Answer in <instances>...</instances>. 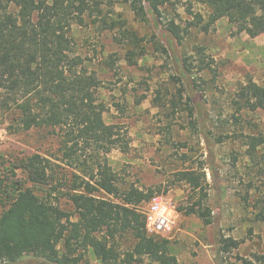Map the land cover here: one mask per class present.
Here are the masks:
<instances>
[{
    "label": "rangeland",
    "instance_id": "obj_1",
    "mask_svg": "<svg viewBox=\"0 0 264 264\" xmlns=\"http://www.w3.org/2000/svg\"><path fill=\"white\" fill-rule=\"evenodd\" d=\"M143 4L146 21L135 16L129 0H102L99 13L109 14L110 21L126 19L145 39L147 53L135 65L127 60L131 45L119 31L120 24L111 30L95 16L86 17L84 23L73 24L70 32L73 54L102 80L98 97L106 105L105 122L121 128L129 140L127 150L113 149L108 154L109 164L121 191L131 186L152 189L177 209L194 202L209 208L210 224L198 215L179 212L170 238L179 264H244L254 254H264V220L257 218L264 213V142L255 151L247 144L248 136H264V109L243 110L237 121L232 99L248 80L264 85V33L251 37L227 16L205 32L210 11L205 0H171L162 8L159 21L148 13L149 0ZM167 20L182 29V42L167 33ZM152 36L163 49L155 48ZM11 119L10 112L0 109V179L25 181V172L13 165L35 153L70 169L55 158L62 154L52 129L10 132ZM187 170L201 176L204 192L179 180L180 172ZM36 191L43 194L39 187ZM65 193L66 189L54 192L53 198L73 210ZM117 239L122 253L133 245L130 235ZM226 239L237 240L239 246L223 251ZM89 259L91 264H113L92 254ZM124 259L122 255L115 264H139L124 263ZM0 264L49 263L27 256ZM140 264L156 263L145 257Z\"/></svg>",
    "mask_w": 264,
    "mask_h": 264
},
{
    "label": "trees",
    "instance_id": "obj_2",
    "mask_svg": "<svg viewBox=\"0 0 264 264\" xmlns=\"http://www.w3.org/2000/svg\"><path fill=\"white\" fill-rule=\"evenodd\" d=\"M129 2L135 16L146 21L143 0ZM170 2L149 0L148 13L159 21L162 8ZM205 2L210 8L205 32L227 16L251 37L264 33V0ZM102 10V0H0V109L12 114L10 132L52 129L62 154L55 158L70 168H61L52 159L35 153L13 165L25 172V181L10 179L5 183L8 178L0 179V262L16 263L34 256L49 264H91L92 254L113 264L122 255L124 263L140 264L148 257L156 264H179L170 238L149 235L145 216L137 210L155 195L154 191L135 186L121 191L118 187L108 154L113 149L127 150L128 137L121 128L105 122L106 105L98 97L102 80L73 54V24L94 16L107 29L114 30L120 24L119 31L131 45L127 54L131 65L147 53L145 39L126 19L110 21L109 14L99 15ZM165 30L183 41L182 29L174 20L166 21ZM151 42L156 49H163L155 36ZM232 102L237 121L243 110L264 109V85L254 80L242 83ZM248 138L247 144L254 151L264 142V136ZM84 152L88 153L85 158ZM179 175V180L194 191L204 192L196 171H181ZM28 182L34 187L27 186ZM48 186L51 189L44 190ZM63 189L73 210H66L57 197L53 198L54 192ZM177 210L198 215L206 224L212 222L211 211L202 202ZM257 218L264 220V213ZM127 235L133 245L122 253L117 237ZM238 246L237 240L226 239L222 249ZM244 264H264V254H254Z\"/></svg>",
    "mask_w": 264,
    "mask_h": 264
},
{
    "label": "built area",
    "instance_id": "obj_3",
    "mask_svg": "<svg viewBox=\"0 0 264 264\" xmlns=\"http://www.w3.org/2000/svg\"><path fill=\"white\" fill-rule=\"evenodd\" d=\"M144 214L149 235L171 238L177 225L179 211L164 195H154L149 201L137 206Z\"/></svg>",
    "mask_w": 264,
    "mask_h": 264
}]
</instances>
